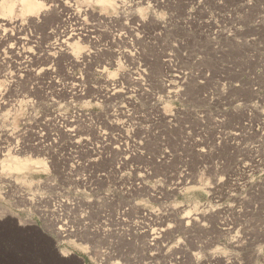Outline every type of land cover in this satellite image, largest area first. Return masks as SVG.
<instances>
[{
  "label": "rangeland",
  "instance_id": "obj_1",
  "mask_svg": "<svg viewBox=\"0 0 264 264\" xmlns=\"http://www.w3.org/2000/svg\"><path fill=\"white\" fill-rule=\"evenodd\" d=\"M65 1L43 0L40 14L31 17L17 8L13 18L2 16L38 21L25 22L24 31L27 37L35 31L39 36L38 49L31 50L40 58L32 60L34 70L20 75L18 61L23 58L15 49L9 51L10 39L0 41V144H14L24 127L26 138L36 127L45 132L41 127L46 120L56 111L71 112L72 104L88 112L89 123L98 124L105 135L103 153L95 169L88 165L89 171L83 164L90 153H76L83 163L76 174L99 171L101 181L92 191L78 186L81 197L71 195L81 198L79 208L91 207L88 219L93 223H98L101 208V239L87 234L79 241L58 240L38 213L42 205L50 214L52 196L70 195L77 186L60 173L69 162L62 154L68 139L46 128L58 134L45 142L59 154L10 153L36 156L45 168L2 169L5 156H0V208L13 213L0 216V264H264V0H116L113 7L94 0ZM67 3L81 12L84 24L104 20L102 38L109 43L115 24L124 28L139 22L134 30L138 57L127 60L116 51V42L101 50L98 31L97 44L82 38L71 54L46 55L53 51L46 33L60 23L56 17ZM7 24L1 30H9L12 24ZM116 44L121 49L125 45ZM83 51L89 53L86 65H73L70 59L77 54L80 59ZM72 77L86 85L83 96L72 91ZM113 86L118 91L109 94ZM91 125L79 127L95 141L97 130ZM125 138L134 155L123 151ZM165 153L169 158L163 160ZM118 161L124 162L120 168ZM129 176L138 178L137 187L128 186ZM87 179L86 184L97 181L95 175ZM20 184L31 199L14 197ZM148 212L160 219L145 217ZM193 216L203 225L191 223ZM29 219L35 224H23ZM156 226L167 228L148 246L147 230ZM86 242L93 248L87 249ZM60 250L71 256L62 257ZM98 250L103 261L95 258Z\"/></svg>",
  "mask_w": 264,
  "mask_h": 264
},
{
  "label": "bare ground",
  "instance_id": "obj_2",
  "mask_svg": "<svg viewBox=\"0 0 264 264\" xmlns=\"http://www.w3.org/2000/svg\"><path fill=\"white\" fill-rule=\"evenodd\" d=\"M50 1H52V0H50ZM53 1H55V0H53ZM56 1H59V0H56ZM67 1H65V2H67ZM94 1H96L97 4H99L101 6H104V7L105 6H111V7H113V4H115V2H118L116 0H94ZM42 2H43V0H0V15H1L0 16V31H3L2 35H0V41H2V44H3V42L4 43L5 42H8L9 39H10L12 42H10L9 45H8V47L10 48L9 51L12 52L15 49L13 53L16 54L17 57H22L23 58V59L20 58L21 60L18 61V70L20 72V75H23L24 72L26 73L27 71L34 70L32 68V66H30V64H31V62H32L33 59H39L40 58L39 53H37L39 56L36 54V52H35L36 50H31V47H33V49H36L37 48V43L39 42V40H38L39 39V36L37 35V33L35 31V33H30V36L27 37L26 36V32L24 31L25 30V24L26 23L36 24V23H38V21H36V22L35 21L34 22L33 21H28V18H26V17H25L26 20L24 19L23 21H21V20L20 21H14V20L9 21V20L3 18L2 16H5V17L12 16V18H13V15L12 14H14L16 8L19 10L20 14L25 15V16L27 15V16H30L31 17L37 11H39V14H40V12H41L40 9L42 8V4H41ZM156 3H158V2H156ZM55 6L59 7L60 4L59 3L57 4V2H56L55 3ZM71 6L72 5L69 4V3L64 4L62 6V9H61V13L62 14H59V16L56 17V20H59L60 23L57 24L56 26L54 25L55 26V27L53 26L54 28H50L47 31L46 37L47 38H52V41L50 42V46L51 47L50 46L49 47L51 48V50L53 49V51L52 52L48 51V53H46V55H48V56H50V57L53 58L54 56L60 55L62 53L63 54H71L69 52L70 49L72 51L78 50V48H79L78 41L79 40L81 41L82 38H85L87 41H89L91 43L96 42V40H97L96 38L98 36L95 34V32L98 31L99 33L101 32V37H100L101 38V50H104V51L106 49L108 50V48L110 47L109 44H113V42H116V43H124L125 45L123 46V49H121V46L120 45H117L116 43H114L118 47V49H116V51H118V53H121L122 52L123 55L127 56L128 57L127 60H129V58L131 60H135L138 57L137 55H138V48L139 47H137L135 45V40H134V37H137V36H135L137 34V32L134 34V30H138V27H139V24L138 23L139 22L138 23H135L134 21L131 20L133 22L132 23L133 25H130L129 24L130 22H129V23H126V26L123 25L124 28L123 27L122 28L119 27L118 26L119 24L118 25L117 24L114 25V24H112L110 22V24H112V25H114L116 27H113V31H111L110 34L107 32L108 35H109V37L113 41V42H110L109 43V40L105 41L104 40V37L102 38V35H103L102 26H103V24H105L104 23V20H100V18H99L100 21L97 20L96 22H93V23L90 22L89 24H84L83 23L84 20L82 21V18H81V12L79 10L73 11L74 8L72 9ZM44 15H46V14H44ZM62 16H65L64 17L65 19H63ZM30 20H33V19H30ZM36 20H38V19H36ZM56 20H55V22H56ZM112 21H113V19H112ZM5 24H7V25L12 24L11 27L9 26L10 27L9 30H8V28L6 30V27L2 28V30H1V25L5 26ZM51 24H50V26H51ZM88 26H91V28H89ZM99 26L101 27V29L99 28ZM106 26H107V24H106ZM120 26H122V25H120ZM108 27H110V26H108ZM22 32H23V34H22ZM98 32H96V33L98 34ZM69 39H75V40L73 42H69ZM6 40H8V41H6ZM66 40H68V41H66ZM96 44H97V42H96ZM98 46L100 47V44ZM111 46H113V45H111ZM93 47H95V46H93ZM90 50H88V52ZM0 52H2V51H0ZM42 52H44V51L42 50ZM94 52L92 51L91 53L90 52L89 53L90 54H94ZM89 53H85L81 57L79 56L80 59L75 58V57H77V55H78L77 54L74 57V59H70V62H72L73 65L74 64H77L78 62H81V63L85 64V62H83V60L87 58V56H88ZM2 54L0 53V55H2ZM14 54H12V55H14ZM43 57H45V56H43ZM127 57H125V58H127ZM46 58H48V57L46 56ZM81 58H83V59H81ZM120 58H121V55H120ZM80 60H82V61H80ZM119 62H121V61H119ZM163 62L164 63H167L168 62L167 65H169V59H164ZM88 63L89 62H87V64ZM65 65H66V63H65ZM73 65H72V67H74ZM80 68H82V67H80ZM141 70L143 72H145V68H142ZM52 71L53 72L55 71V67L52 69ZM81 72H83V71H81ZM84 72H85V70H84ZM74 78L72 79L73 82L70 83L71 84V89H72V91L73 90H76L77 94L75 96H83L85 94V92H83V89H84V87L86 85L80 83V81L79 82H76V81L74 82ZM34 86L35 85H33V87ZM117 91L118 90L115 89V86H113V91L111 93H109V94H115V93H117ZM5 103H4V105H5ZM56 112H55L56 115H54V114H53V116L51 115L52 117L51 118L49 117L46 120V123L44 121V123H45L44 126L41 125L42 126L41 128L45 129V132H41V129L39 127H36L37 129H33L32 131L29 129L31 131L30 133L32 135H31L30 138H26L25 137V132L27 130V127H24L23 129L20 128L23 131L21 132V134H19L20 135L19 138H16L14 144L10 143L7 146H5V145L4 146H1V144H0V156H3V157L5 156V158L2 161L1 167H2V169L7 168L9 170H18V171H22L23 170V172L25 170L26 171L27 170H32V169L35 170L36 168H39V167L40 168H45L44 163L42 162L43 160H41L40 158H37L36 156L29 158L27 156H17V155H14V154L11 155L10 153H21V152H26L27 150H29L30 152L45 151L46 153H49V154L51 153V155L54 152H55V154H59V151H57L56 149L53 150V148H52V145L53 144L46 143L45 141L48 140V139H50L51 136L57 137L58 134H61L62 137L64 136V138L66 137L68 139V142L69 143L67 142L68 143V147L66 148V151H64V152L62 151L63 152L62 154H66V157L65 158H66V160H69V162L66 163L67 164L66 167L63 166V168H62L60 166L62 168V171H60V173L61 174H64L65 176H68L70 178L69 179V182L72 184L73 187L75 185H77V186L74 188V190H72V192H70V195H67L66 194L65 196H63V195L60 194L59 196L58 195L52 196V202H51L52 208H51V213L50 214H48V212H46V209L43 208L42 205H41V207L39 206L37 208V210L40 211V212H38L39 215L44 217V219H42L43 220V223H46V221L48 220V222H49V229H48V231L50 230L51 233L54 236H56V238L58 240L59 239H64V238L65 239L70 238V239H73V241H79L82 236H85L87 234H91L89 237H94V238H97L98 240H100L101 239V208L98 209L100 211L98 213V217H99L98 218V223H93L90 219H88L89 215L92 212V210H90L91 207L90 206H87V205H83L84 207L79 208L80 205L78 203L81 202L80 201L81 200V198H80L81 196L78 194L80 189H78L77 187L78 186H83V188L84 189H87L88 191H92L93 189L98 188L97 187L98 180L101 181V172L97 171L98 170L97 169L96 170L97 173L96 174H92V175L90 174L91 171H90L89 174L88 173L87 174H80L79 173L80 174V177H79V176H77L78 173L76 174V171H77L78 167L81 166L79 164L80 161L79 162L77 161L78 160L77 158L79 156L78 155L79 153H84V154L90 153V157L89 158H87V157L85 158V163L84 164L82 162H80V163H82L85 166V168H87V170H88V168H90V166H88V165H92L91 168H94L95 166H93V165L95 163H98V161L99 162L101 161V154L103 153V152H101V143L102 142L104 143V141L103 140L101 141V139H103L104 133L103 134L100 133L101 132V128H99V127L96 128V126L98 124L91 125L89 123L90 122V114L88 112L83 111L81 109H77V107H75L73 104H72L71 112H69L67 114H65V113L64 114H62V113H56ZM64 115H65V117H64ZM34 123L35 122H33L32 124H34ZM79 125H83V126L84 125L85 126L91 125L92 128H93V130H97V139H95V141H93L92 138H94V137H92V136H91L92 138L89 137L88 136V133L87 134H85V133L81 134L82 131H80ZM24 126H26V125H24ZM30 128H31V126H30ZM46 128L49 129V130H51V131L58 132V134H51L49 132V130L47 131ZM12 133H10V134H12ZM17 136H18V134H17ZM118 136L122 137V134H120ZM11 138H13V137H11ZM20 139H22V140H20ZM10 140H12V139H10ZM18 140H19V142H18ZM197 140H194V141L195 142H198L199 140L198 141ZM5 142H6V140H5ZM51 142H53V141H51ZM133 142H135V141H133ZM55 143H56V141L54 140V146H57V143L56 144ZM62 145H63V143H62ZM123 146H124L122 148L123 151L124 152H127V154L129 156L135 154V152L133 151L134 150V147L132 145L133 148H131V145L128 144L127 138H125V141L123 143ZM65 147H63V148H65ZM59 148H60V146H59ZM58 150H60V149H58ZM166 152L168 153L169 151H166ZM76 153H78V154H76ZM161 158L163 160H166V159L169 158V155H166V153H165L163 156H161ZM56 162H57V160H56ZM118 163L119 164H117V167L116 168H120V163L122 164L124 162L123 161L122 162H119L118 161ZM127 163H129V162H127ZM126 165L128 166V164H126ZM132 165L133 164L131 163L130 170L135 169V167L132 168ZM52 166H54V165H52ZM54 169H56V165H55ZM54 172H56V171H54ZM93 175L96 176V180L97 181H95V180H89L88 181V184H86L87 183V180H88L87 177L88 176H93ZM182 175H184V174H182ZM52 178H54V177H52ZM128 180H129V181H127L128 182V186H130V187L131 186H136L137 187L138 184H139L138 183L139 181H138V178L137 177L131 178L129 176V179ZM185 180H183V181H185ZM176 183L179 184V181H177ZM8 184H9V182H8ZM20 185L19 186H15L18 189L20 188L19 189L20 194L14 196V197H16V199H18L20 197L21 198H24V199H31L29 197H26V194L25 193H27V191H26L25 188H23L22 185L21 186ZM55 185H57V184L55 183ZM54 187L55 186H53L52 188H54ZM69 189H70V187H69ZM82 190H80V191H82ZM10 191H12V190H10ZM69 191H71V190H69ZM53 192H54V190H53ZM73 193L78 194V196H80V197H74V196H72L71 194H73ZM54 194H56V193H54ZM99 194H101V192ZM27 196H28V194H27ZM39 198H41V197H39ZM100 198H101V196H100ZM123 209H124V207H123ZM123 209L121 210V212L123 211ZM123 213H125V211H123ZM5 215H13V213L11 211L7 210V209L0 208V216H5ZM143 215L145 217L147 216L149 219L151 218L154 221H157L158 218L160 219V216H158L155 213H151V212L143 213ZM189 218L191 220V223H193V224L200 223L201 225H203L202 219H199L198 217H195V216L189 217ZM17 222H18V225H19L22 222V220L21 219H18ZM25 222L28 223L29 225L35 224V221H33L31 219H29L27 221H23V224H25ZM159 222H161V221H159ZM189 222L190 221L188 219L187 221H185V224H188ZM200 224H198V226ZM167 227H169V225H167ZM167 227H165V226L164 227L163 226H159V227L156 226V227L152 228L150 231L147 230L148 231V238H147V240H148V242H147L148 243V246H151L154 243L156 244L158 242V238L160 239V237H159L160 233H163ZM43 233H45V232H43ZM58 243H59V241H58ZM85 246H86L87 249H92L93 248V244H89L88 242L85 243ZM59 253L62 255V257L63 256L64 257L65 256H68V255L71 254L67 250H60ZM73 258L74 257H71L70 259H73ZM95 258H101L100 261H103L104 260V258L101 257V252L99 254V250H98L97 253H95Z\"/></svg>",
  "mask_w": 264,
  "mask_h": 264
}]
</instances>
